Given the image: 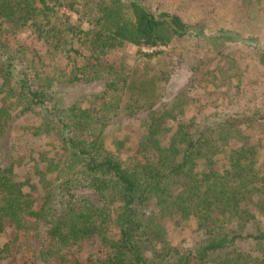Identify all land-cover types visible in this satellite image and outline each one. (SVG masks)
<instances>
[{
    "label": "trees",
    "instance_id": "obj_1",
    "mask_svg": "<svg viewBox=\"0 0 264 264\" xmlns=\"http://www.w3.org/2000/svg\"><path fill=\"white\" fill-rule=\"evenodd\" d=\"M63 7L77 10L67 0H0V36L35 26L49 37L44 25ZM89 20L93 28L80 32L100 62L125 43L153 59L161 53L156 48L202 34L178 14L157 13L144 0H100ZM214 40L220 50L232 37ZM11 51L0 39V136L12 109L40 113L42 122L32 134L58 139L62 153L43 157L45 165L36 167L43 189L38 209L37 186L17 180L12 162L0 163V235L8 226L31 231L41 239L37 256L44 264H264V174L243 131L264 121V111L179 122L166 145L161 137L169 129L156 115L139 142L138 158L126 164L108 149L90 108L61 110L50 103L47 87H34L28 75L17 79ZM219 155L225 166L218 165ZM193 216L202 238L192 248L173 245L164 219L185 222ZM245 242L257 255L243 250ZM96 246L99 253L84 260L64 253ZM8 254L9 246L0 245V264Z\"/></svg>",
    "mask_w": 264,
    "mask_h": 264
},
{
    "label": "rangeland",
    "instance_id": "obj_2",
    "mask_svg": "<svg viewBox=\"0 0 264 264\" xmlns=\"http://www.w3.org/2000/svg\"><path fill=\"white\" fill-rule=\"evenodd\" d=\"M67 1L78 11L63 7L51 24L44 25L49 37L28 26L17 33L2 34L0 39L10 46L16 59V78L28 75L34 87H47L54 99L50 103L61 110L73 105L90 108L96 115L94 126L103 130L108 149L124 163L138 158L139 142L156 115L162 116L169 129L161 137L166 145L179 122L199 124L216 119V114L264 111V63L260 61L264 0H144L157 13H175L198 26L201 36L191 35L156 48L161 53L153 59L139 55L136 46L125 43L108 51L101 62L93 59L87 37L80 32L93 28L89 19L100 0ZM226 33L232 40L218 50L214 38ZM94 61L95 69L91 67ZM1 89L0 76V107L5 95ZM11 113L12 119L0 136V163L12 162L17 180L29 179L37 186L34 207L38 209L43 189L36 167L45 165V156L60 157V142L32 134L42 122L40 113L22 114L15 108ZM243 131L257 150L256 169L264 174V121ZM217 161L220 167L227 164L223 155L217 156ZM163 223L168 239L182 249L194 247L202 238L194 216L185 222L167 218ZM5 244L9 254L1 264H44L37 256L41 239L31 231L8 226L0 235V245ZM240 246L257 255L253 244ZM98 249L73 247L64 253L84 260L90 252L98 254Z\"/></svg>",
    "mask_w": 264,
    "mask_h": 264
}]
</instances>
